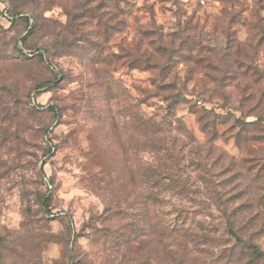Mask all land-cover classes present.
<instances>
[{
    "label": "rangeland",
    "instance_id": "obj_1",
    "mask_svg": "<svg viewBox=\"0 0 264 264\" xmlns=\"http://www.w3.org/2000/svg\"><path fill=\"white\" fill-rule=\"evenodd\" d=\"M0 264H264V0H0Z\"/></svg>",
    "mask_w": 264,
    "mask_h": 264
},
{
    "label": "trees",
    "instance_id": "obj_2",
    "mask_svg": "<svg viewBox=\"0 0 264 264\" xmlns=\"http://www.w3.org/2000/svg\"><path fill=\"white\" fill-rule=\"evenodd\" d=\"M6 10V8L4 10H1L2 14L4 15V11ZM8 17H6L7 19H12L10 14H9V9H8ZM159 202V201H158ZM158 216L161 222H163V229L159 232V236L162 237L166 234H171V236L173 237L174 241H180V245H178L181 250H185L186 248H188V245L190 243L189 242V238L193 235V233L195 232V229L193 227V225H191L187 220L182 219V213L178 210H176V217L174 215L173 217V213L167 211L166 209H164L162 207V205H159L158 208ZM175 212V211H174ZM229 233L233 236H237L235 234V231L232 228H229ZM238 238V237H237ZM183 240H185V242H182ZM239 242H241V239L238 238L237 239ZM187 244V247H186Z\"/></svg>",
    "mask_w": 264,
    "mask_h": 264
},
{
    "label": "built area",
    "instance_id": "obj_3",
    "mask_svg": "<svg viewBox=\"0 0 264 264\" xmlns=\"http://www.w3.org/2000/svg\"><path fill=\"white\" fill-rule=\"evenodd\" d=\"M202 3H204V2H202ZM5 8H6V10L4 11V16L9 18V16H8V8H7V6H4V9H5ZM4 9H3V10H4ZM198 104L201 105L202 103L199 102Z\"/></svg>",
    "mask_w": 264,
    "mask_h": 264
}]
</instances>
